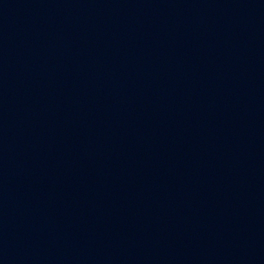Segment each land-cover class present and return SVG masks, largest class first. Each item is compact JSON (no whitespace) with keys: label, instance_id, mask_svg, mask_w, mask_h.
<instances>
[{"label":"water","instance_id":"95a60500","mask_svg":"<svg viewBox=\"0 0 264 264\" xmlns=\"http://www.w3.org/2000/svg\"><path fill=\"white\" fill-rule=\"evenodd\" d=\"M0 264H264V0H0Z\"/></svg>","mask_w":264,"mask_h":264}]
</instances>
